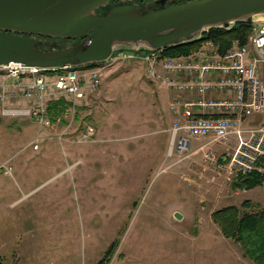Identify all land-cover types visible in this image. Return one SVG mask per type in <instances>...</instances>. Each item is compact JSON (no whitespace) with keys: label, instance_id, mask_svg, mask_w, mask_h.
<instances>
[{"label":"rangeland","instance_id":"rangeland-1","mask_svg":"<svg viewBox=\"0 0 264 264\" xmlns=\"http://www.w3.org/2000/svg\"><path fill=\"white\" fill-rule=\"evenodd\" d=\"M41 41L44 50L77 43ZM86 94L62 122L49 125L2 113L35 111L39 101L0 103V261L96 264L116 242L110 264H255L212 215L228 206L263 211L264 185L234 189L244 175H220L203 152L194 153L207 140H192L194 152L181 158L168 155L167 86L152 81L142 63L126 62L107 68L98 90ZM208 147L226 162L239 143ZM263 159L254 172L264 173Z\"/></svg>","mask_w":264,"mask_h":264},{"label":"built area","instance_id":"built-area-1","mask_svg":"<svg viewBox=\"0 0 264 264\" xmlns=\"http://www.w3.org/2000/svg\"><path fill=\"white\" fill-rule=\"evenodd\" d=\"M254 22L248 43L241 46L235 42L225 55L213 41H206L189 57L167 58L163 51L119 48L108 61L93 68L46 70L20 63L0 66L2 105L9 98L40 102L35 111L5 108L2 113L7 117H36L41 124L49 125V100L66 98L72 104L82 101L87 89L98 90L107 68L126 62L142 63L149 78L165 84L171 93L169 111L173 123L168 155L181 158L193 151L192 140H207L193 152H203L209 169L229 178L247 176L257 170L264 157V127L251 131L244 128L246 120L264 115V81L260 75L264 66V22ZM246 133L251 134L249 141L244 140ZM232 138L237 139L239 148L221 162L217 152L208 146L227 145Z\"/></svg>","mask_w":264,"mask_h":264},{"label":"water","instance_id":"water-1","mask_svg":"<svg viewBox=\"0 0 264 264\" xmlns=\"http://www.w3.org/2000/svg\"><path fill=\"white\" fill-rule=\"evenodd\" d=\"M0 0V66L61 69L108 61L121 48L164 51L264 17V0H190L160 8L144 0ZM105 12H102L104 11ZM33 36L79 40L53 50Z\"/></svg>","mask_w":264,"mask_h":264},{"label":"trees","instance_id":"trees-1","mask_svg":"<svg viewBox=\"0 0 264 264\" xmlns=\"http://www.w3.org/2000/svg\"><path fill=\"white\" fill-rule=\"evenodd\" d=\"M187 1L190 0H178L173 4ZM114 2H118V0L113 1L105 10L115 5ZM105 10L102 12H105ZM253 28V23L240 22L231 29H213L205 33L200 40L168 48L162 54L167 58L189 57L197 52L204 42L213 41L220 48L221 54L225 55L235 42H239L241 46H245L248 43L249 36L253 32ZM74 41L79 40L75 39ZM94 66L96 64L87 65L86 67L93 68ZM72 105L71 102L63 98L49 102L46 115L51 124L62 122ZM263 164L264 159L259 166L262 168ZM263 185L264 173L259 171L236 179L233 183L234 189H245L248 191L262 187ZM248 206H251L249 201H246L242 205L244 208H248ZM212 218L224 237L240 245L247 258L255 264H264V210L248 213L242 212L236 206H228L213 213ZM118 245L116 242L113 243L105 252L104 257L96 264H110ZM0 264L4 263L0 261Z\"/></svg>","mask_w":264,"mask_h":264},{"label":"flooded vegetation","instance_id":"flooded-vegetation-1","mask_svg":"<svg viewBox=\"0 0 264 264\" xmlns=\"http://www.w3.org/2000/svg\"><path fill=\"white\" fill-rule=\"evenodd\" d=\"M163 1H164V5L166 6V5H172L173 3L177 2L178 0H144L140 4H142V5L143 4L144 5H150L153 8L158 9L161 6H160V4L158 5L157 3L158 2H163ZM114 4H118V2H114ZM33 37L36 38V39H39V40L46 39L45 37H41V36H33Z\"/></svg>","mask_w":264,"mask_h":264},{"label":"crops","instance_id":"crops-1","mask_svg":"<svg viewBox=\"0 0 264 264\" xmlns=\"http://www.w3.org/2000/svg\"><path fill=\"white\" fill-rule=\"evenodd\" d=\"M252 55L254 56V52H252ZM260 75L264 81V66H261V68H260ZM169 114H170V111H169ZM170 116L172 118L171 114H170ZM259 123L264 124V115H258V116L252 117V118L246 120L244 124H245V128H246L247 124H259Z\"/></svg>","mask_w":264,"mask_h":264}]
</instances>
